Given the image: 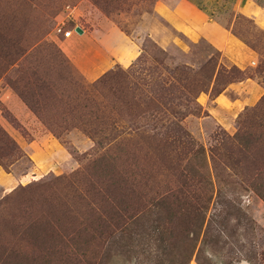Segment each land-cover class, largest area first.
<instances>
[{
	"label": "rangeland",
	"instance_id": "obj_1",
	"mask_svg": "<svg viewBox=\"0 0 264 264\" xmlns=\"http://www.w3.org/2000/svg\"><path fill=\"white\" fill-rule=\"evenodd\" d=\"M151 4L0 0V264H264V92L228 131L205 105L243 75L264 89V32L221 10L256 55L242 73ZM94 15L139 51L87 80L70 49Z\"/></svg>",
	"mask_w": 264,
	"mask_h": 264
},
{
	"label": "crops",
	"instance_id": "obj_2",
	"mask_svg": "<svg viewBox=\"0 0 264 264\" xmlns=\"http://www.w3.org/2000/svg\"><path fill=\"white\" fill-rule=\"evenodd\" d=\"M222 9L230 12L232 16L240 14L248 17L264 32V6L258 5L256 0H152L151 4L152 13L170 29L190 42H207L217 51L220 64L226 68L235 67L244 73L243 71L254 63L256 55L220 22ZM94 16L91 28L81 30V35L73 40L74 44L70 49L74 65L87 80L95 79L113 65L128 66L139 51L137 38L125 35L115 25L98 15ZM145 35L162 45L159 32H149ZM263 92V87L251 76L243 75L232 79L207 98V117L224 130L233 129L234 119L245 108L256 104ZM5 105L20 120L14 108L8 102H5ZM22 123L28 122L22 120ZM48 142L55 146L51 139ZM58 152L64 156L60 149ZM33 164L34 168L39 169L38 162L33 161ZM50 169L54 170L53 167Z\"/></svg>",
	"mask_w": 264,
	"mask_h": 264
},
{
	"label": "trees",
	"instance_id": "obj_3",
	"mask_svg": "<svg viewBox=\"0 0 264 264\" xmlns=\"http://www.w3.org/2000/svg\"><path fill=\"white\" fill-rule=\"evenodd\" d=\"M232 68H235V67H232ZM260 99V98H259ZM258 102V101H257ZM173 118H174V116H172ZM170 124V127H169V131H173V132H176V131H178V129H176V123L175 122H173V121H171V123H169ZM95 133H97V131L96 130H93V134H95ZM234 138H237V136H234ZM170 213H168L167 215H169ZM118 216V215H117ZM129 218V217H128ZM160 238V237H159ZM161 239V238H160ZM162 240V239H161ZM160 240V241H161ZM187 240H189V241H193L194 240V238H192V237H188L187 236ZM188 255L189 254H187V255H184V256H182L181 258H176L174 255H172V256H169V255H162V256H160V257H158L156 260H155V263L154 264H184V262H185V264H186V260L188 259ZM185 257V258H184ZM196 261H195V263L196 264H201L197 259H195Z\"/></svg>",
	"mask_w": 264,
	"mask_h": 264
},
{
	"label": "water",
	"instance_id": "obj_4",
	"mask_svg": "<svg viewBox=\"0 0 264 264\" xmlns=\"http://www.w3.org/2000/svg\"><path fill=\"white\" fill-rule=\"evenodd\" d=\"M73 30L75 31V32H77L78 34H80L82 31H81V29L78 27V26H75L74 28H73Z\"/></svg>",
	"mask_w": 264,
	"mask_h": 264
},
{
	"label": "built area",
	"instance_id": "obj_5",
	"mask_svg": "<svg viewBox=\"0 0 264 264\" xmlns=\"http://www.w3.org/2000/svg\"><path fill=\"white\" fill-rule=\"evenodd\" d=\"M70 32H71V31H64V32H63V36H64V37L69 36V35H70Z\"/></svg>",
	"mask_w": 264,
	"mask_h": 264
}]
</instances>
